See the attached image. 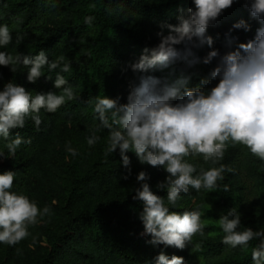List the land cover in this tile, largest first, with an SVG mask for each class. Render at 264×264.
<instances>
[{
    "label": "trees",
    "instance_id": "1",
    "mask_svg": "<svg viewBox=\"0 0 264 264\" xmlns=\"http://www.w3.org/2000/svg\"><path fill=\"white\" fill-rule=\"evenodd\" d=\"M57 7L46 6V0H0V24H7L13 41L6 49L12 55L35 56L45 50L50 59L64 56L72 70L62 73L73 87L76 100L66 102L56 113L41 110L42 124L36 129L31 119L25 128L10 130L8 140L17 135L31 138L30 144H22L14 157H0V173L14 171V185L11 191L24 194L35 201L42 210L51 208L52 215L45 216L29 230L31 236L15 246L0 242V264H155V257L165 252L183 256L185 264H253L251 249L258 241L250 242L248 249L230 248L222 243L225 235L218 225V219L235 207L241 213L238 230L256 225L258 206H264V161L254 156L240 144H231L219 164L205 162L202 156L188 157V162L205 171L224 164L234 169L225 172V179L219 181L220 188L214 190L211 206L201 201L194 205H177L170 211L199 210L201 220L206 223L205 235L193 237L184 250L148 243V235H141L144 225L139 218L143 202L134 200L136 180L140 171H146L147 181L153 192L165 198L167 189H158L157 183L167 174L163 167L141 164L134 152L127 154L131 159V175L122 179L127 169L122 164L119 149L107 158L108 130L99 127L100 121L94 111L96 97H121L126 102L129 85L137 74L130 68L145 47L156 46L160 37L161 23H178L180 9L188 15L192 0H53ZM94 17L91 26L84 18ZM244 19L251 25V31L233 29L232 26ZM217 27L208 28L214 38V48L223 54L230 37L237 42L254 38L259 22L250 17L244 0L235 2L215 22ZM232 30L229 33V30ZM165 34L168 29H164ZM26 34L23 41L16 42L17 34ZM207 45L196 49L201 58L211 51ZM216 66L198 65L193 71L188 87L194 88L201 77L209 75ZM3 67L0 76V90L11 81L28 89L32 95L37 92L56 91V72L48 73L35 83L27 81V69L18 65L16 72ZM182 63L168 69L150 70L149 74L171 79L181 75ZM52 79H47L48 75ZM219 79L212 82L214 86ZM111 120V114L109 113ZM93 131L100 140L93 146L87 138ZM8 141L0 138V151L8 155ZM78 155L66 151L69 145ZM254 181L252 191L250 181ZM225 186L227 191H224ZM207 191L197 192L189 188L180 197L201 199ZM253 193V195H251ZM201 202V203H200ZM263 229V228H262ZM199 245V247H197ZM19 249V252L17 251Z\"/></svg>",
    "mask_w": 264,
    "mask_h": 264
},
{
    "label": "clouds",
    "instance_id": "2",
    "mask_svg": "<svg viewBox=\"0 0 264 264\" xmlns=\"http://www.w3.org/2000/svg\"><path fill=\"white\" fill-rule=\"evenodd\" d=\"M192 3L188 15L180 9L176 17L178 23H161L157 33L159 43L145 47L139 59L130 63L137 77L129 85L126 102L121 103V97L97 96L94 106L99 127L109 133L105 157L119 149L122 164L127 169L122 179L127 180L131 175L129 151L135 153L141 164L163 167L167 172L166 179L156 185L158 189H167V203L165 198L152 191L146 171L137 175L136 180L141 183L132 198L143 202L139 214L144 225L141 235L151 237L148 243L179 250L191 244L195 235L204 236L206 223L202 222L199 210L180 213L170 211V206L176 207L180 194L187 193L190 187L197 192L219 189L218 182L225 179L224 173L234 172L224 164L206 171L198 170L186 158L202 156L205 162L216 165L224 159L231 143L246 146L264 161V0H244L250 17L260 26L254 38L247 42H237V38L230 37L225 45L228 50L223 54L213 47L214 38L207 30L233 6L234 0H192ZM46 6L57 7L53 0H46ZM93 20L92 16L84 18L89 26ZM232 28L251 31V25L244 19ZM25 35L18 33L16 42H22ZM12 41L9 26L0 24V49H6ZM205 45L212 50L201 58L195 50ZM214 60L216 66L209 75L201 77L196 87L189 88L192 76L199 72L184 73L201 64L211 65ZM177 63H182L184 70L175 79H171L174 72L167 77L149 74L150 70L168 69ZM0 65L10 66L13 73L18 65H22L27 69V81L32 84L44 76L47 68L48 73L56 72L54 87L60 90V94L48 91L33 96L24 86L11 81L0 90V138L8 141V155L0 151V157L8 158L14 157L22 144L31 143V138L20 135L8 140L11 129L25 128L26 121L31 119L39 130L42 109L56 113L77 96L62 75L72 70L71 64L64 62V56L50 59L45 50L35 56H14L0 51ZM47 79L51 80L52 76L49 74ZM217 79L218 83L208 87ZM99 140L93 131L87 144L91 147ZM66 151L72 156L78 155L70 143ZM14 178V171L0 173V242L9 246L27 239L31 236V227L43 217L52 215L50 207L41 210L28 196L11 191ZM227 190L225 186L224 191ZM241 222V213L235 207L220 216L218 225L225 234L222 243L246 251L250 242L256 240L258 243L251 249L252 262L264 264V229L247 227L239 231ZM155 264H185V259L175 254L169 257L162 251L155 257Z\"/></svg>",
    "mask_w": 264,
    "mask_h": 264
},
{
    "label": "rangeland",
    "instance_id": "3",
    "mask_svg": "<svg viewBox=\"0 0 264 264\" xmlns=\"http://www.w3.org/2000/svg\"><path fill=\"white\" fill-rule=\"evenodd\" d=\"M214 27H217V25L216 24L210 25V28H214ZM3 67H5V66L0 65V76L3 73L2 72L3 71ZM6 69L10 70V67H6ZM167 175L168 174H165V176L162 178V181L166 179ZM250 184H251L252 191H255L256 187H252L254 185V181L251 180ZM202 195L203 196H202L201 199H197V198L188 199L186 197H179V199L177 201V205H180V206H183V205H194V203H197V202L201 201L202 204L211 206V199L214 196V191L205 192ZM251 195H253V193H251ZM258 208L260 209V212H259V214L256 215L257 220L255 221V223H256V225L259 226V230H260L262 228L264 229V206H258ZM248 227H249V225H248Z\"/></svg>",
    "mask_w": 264,
    "mask_h": 264
}]
</instances>
